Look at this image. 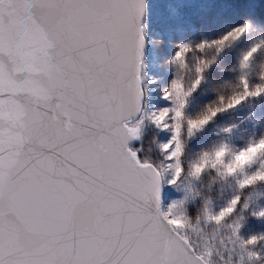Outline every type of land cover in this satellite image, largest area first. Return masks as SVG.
Returning <instances> with one entry per match:
<instances>
[{
    "label": "snow or ice",
    "instance_id": "obj_1",
    "mask_svg": "<svg viewBox=\"0 0 264 264\" xmlns=\"http://www.w3.org/2000/svg\"><path fill=\"white\" fill-rule=\"evenodd\" d=\"M0 264H264V0H0Z\"/></svg>",
    "mask_w": 264,
    "mask_h": 264
}]
</instances>
